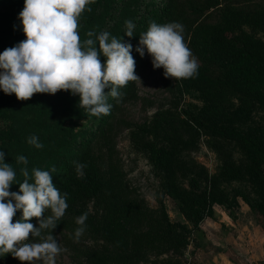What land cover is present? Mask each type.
Instances as JSON below:
<instances>
[{"label":"trees","instance_id":"1","mask_svg":"<svg viewBox=\"0 0 264 264\" xmlns=\"http://www.w3.org/2000/svg\"><path fill=\"white\" fill-rule=\"evenodd\" d=\"M241 1L94 0L87 6L91 11L85 10L80 19L92 28L100 26L111 36L131 43V54L136 63H143L148 56L146 49L143 57L135 49L139 44V35L146 32L151 23L182 24L184 41L188 39L192 44L199 67L194 77L177 81L185 88L198 91L210 103L229 107L236 99L243 108H256L264 114V8ZM23 7L24 0H0V53L26 39L19 19ZM123 11H126V16ZM212 12H216L213 17L210 16ZM129 20L135 25L131 38L124 35L125 22ZM105 59L102 56L101 63ZM109 90L105 89V92ZM119 91V98L108 97L111 109L119 100L133 93L128 85ZM71 96L67 92V103L75 101L73 105L58 104L42 109L40 112L45 114L43 120L30 106L38 96L26 100L22 111L29 117L25 119L13 108L10 96L0 90V151L5 153V163L17 164L19 172L27 167L30 174L33 167L46 171L55 167L53 184L59 178L56 188L61 194L67 193L65 215L79 217L87 213L85 230L97 234L102 240L99 246H85V251L80 248L85 264H119L111 260L112 249L118 254L129 252L128 255L133 254L140 259L139 256L148 249L169 247L177 236V223L170 219L162 198L157 207H151L141 200H123V194L118 189L112 159L111 110L108 115H89L79 108V96ZM181 114L214 139L237 143L251 157L249 168L254 180L264 185V130L259 136H250L186 110L168 109L154 113L145 123L134 127L131 137L136 141L147 136L154 139L183 138V127L177 128L185 121ZM27 127L33 131L29 132ZM33 135L39 138L42 148L37 149L27 143ZM94 138L96 144L99 143L98 152L87 148L90 140L91 146L94 144ZM149 151L164 177V193L175 198L183 217L192 223L194 229H199L207 199L197 198L177 187L174 169L168 164L167 156L155 144H150ZM20 155L27 158V165L16 162ZM74 155L78 157V163L85 165L83 177H78L76 169L69 166ZM43 158V164L37 166L39 159ZM193 184L194 187L199 186L197 180H193ZM16 191H19V186ZM91 196L96 201L93 213L86 209L75 210L78 201ZM245 196L243 194V199L255 213L258 223H264V204L250 203ZM20 217L21 212L18 211L13 222ZM179 226L189 230L185 223ZM164 260H169L170 264L172 258ZM0 264L21 262L8 254L0 257Z\"/></svg>","mask_w":264,"mask_h":264},{"label":"rangeland","instance_id":"2","mask_svg":"<svg viewBox=\"0 0 264 264\" xmlns=\"http://www.w3.org/2000/svg\"><path fill=\"white\" fill-rule=\"evenodd\" d=\"M241 2L264 8V0ZM126 11H123L125 16ZM215 13L212 12L210 16L213 17ZM89 31L97 34L103 32L100 26L92 28L79 19L81 42L88 39ZM184 42L199 63L190 41L186 39ZM163 72V68H153L149 55L143 63H136L135 74L140 81L128 82L127 85L132 87L133 93L119 100L111 109L109 120L112 129V159L123 200H141L151 207H157L159 199L162 198L170 219L177 223V236L170 242L169 247L158 246L151 251L148 249L139 256L140 259L136 255H128L129 252L118 254L112 249L111 260L119 264H168L169 260L164 259L170 257V264H216L220 259L216 256L230 254L233 259H244L247 264H264L263 259L257 258L258 249L261 251L264 247V226L258 223L255 213L243 199L244 194L250 203L264 204V185L254 180L249 168L251 157L248 153L235 142L209 136L201 127L193 125L185 114H181L184 123L177 127H183V138L154 139L147 136L136 141L130 134L134 127L145 123L154 113L170 109L179 112L186 110L190 114L214 120L247 135L259 136L264 130V114L256 108H243L236 99L229 107L210 103L198 91L183 87L176 79L165 78ZM66 95L65 91H59L55 95L34 94L32 98L38 97L31 101L30 106L39 119L43 120L45 114L40 112L42 109L51 108L52 105L70 106L75 103H67ZM9 96L20 117L28 119L29 116L22 111L24 101L18 100L15 94ZM27 129L29 132L33 131L30 127ZM90 141L87 148L98 152L99 143L96 144L94 138L91 146L92 140ZM150 144H155L167 156L168 164L174 169L177 187L187 190L197 198L207 199L199 229H194L192 223L183 217L175 198L164 193V177L150 156ZM77 158L76 155L70 158L69 166L73 170L76 169L74 162H78ZM44 160L45 158L39 159L37 166L42 165ZM7 163L16 171V181L22 182L23 176H19L17 164ZM193 180L198 181V187H194ZM58 182L59 178H56L54 185ZM18 186L13 184L10 191L17 192ZM75 207L76 211L86 209L93 213L96 209L95 198L91 196L80 200ZM73 216L64 215L52 231L63 249L56 258V264H85L80 248L85 251V246L94 247L102 243L97 234L87 230L77 242L74 239L78 227L75 222L77 216ZM30 222L39 226L37 219L32 218ZM180 223H185L189 230L179 226ZM47 234V231L43 233Z\"/></svg>","mask_w":264,"mask_h":264},{"label":"clouds","instance_id":"3","mask_svg":"<svg viewBox=\"0 0 264 264\" xmlns=\"http://www.w3.org/2000/svg\"><path fill=\"white\" fill-rule=\"evenodd\" d=\"M94 0H24L19 14L26 39L0 53V90L15 94L21 101L34 94L55 95L59 91L79 96V108L89 115L99 117L110 114L112 105L108 97L119 98V89L140 78L135 74L136 62L133 46L123 38L109 32H87L88 39L81 42L79 19ZM124 35L133 37L135 25L126 21ZM183 25L178 22L151 23L139 35L135 51L141 57L145 49L154 69L163 68L165 78L187 79L198 74V62L184 42ZM98 45V47H97ZM105 57L101 63L100 56ZM105 89H110L105 92ZM27 143L40 149L43 145L35 135ZM18 164L27 165L20 155ZM75 163L78 177H83L85 165ZM50 171L27 167L17 173L5 163V153L0 151V257L10 254L21 264H56L63 251L52 231L65 215L67 193L61 194L52 181ZM13 184L19 191H10ZM20 211V219L13 222ZM47 213V215H45ZM88 214L76 218L78 227L74 239L79 242L86 229ZM38 221V227L29 222ZM47 231V235H43Z\"/></svg>","mask_w":264,"mask_h":264},{"label":"crops","instance_id":"4","mask_svg":"<svg viewBox=\"0 0 264 264\" xmlns=\"http://www.w3.org/2000/svg\"><path fill=\"white\" fill-rule=\"evenodd\" d=\"M260 225L264 226V224H260ZM223 256L224 257H222L221 255L216 256L217 259L222 258V260L220 261V259H219L216 264H247L244 259H238V261H237V259L236 258L233 259L230 254L229 255L223 254ZM247 257H248V255H247ZM257 258L264 260V247L261 248V251H260V249H258ZM253 264H258V262L253 263Z\"/></svg>","mask_w":264,"mask_h":264}]
</instances>
